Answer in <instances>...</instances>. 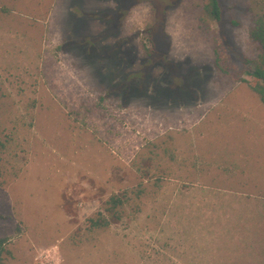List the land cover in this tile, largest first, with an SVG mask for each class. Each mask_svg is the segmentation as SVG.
<instances>
[{
    "label": "rangeland",
    "instance_id": "1",
    "mask_svg": "<svg viewBox=\"0 0 264 264\" xmlns=\"http://www.w3.org/2000/svg\"><path fill=\"white\" fill-rule=\"evenodd\" d=\"M208 1L0 0V264L251 251L264 102L216 46L256 59L264 0H221L222 23Z\"/></svg>",
    "mask_w": 264,
    "mask_h": 264
},
{
    "label": "trees",
    "instance_id": "2",
    "mask_svg": "<svg viewBox=\"0 0 264 264\" xmlns=\"http://www.w3.org/2000/svg\"><path fill=\"white\" fill-rule=\"evenodd\" d=\"M207 9L210 10V13L218 22L222 23L223 10L221 0H209L207 3ZM250 37L259 50L256 59H247L238 56L242 62V69H235L229 62L228 56L221 50L222 42H225L226 39L228 40V37L225 36V39L223 38L222 42L219 41L216 46V65L223 71L233 72V74L237 75L240 80H243L241 78L242 72L248 74L251 77V80H248L250 87L264 102V13L260 12L254 15L253 24L250 28ZM226 46L227 48H230L227 44ZM109 202L112 206L107 210H112L115 206L120 205L123 200L120 196L116 195L112 196ZM92 222L94 227H100L108 224V221H106L103 215H99L96 219L93 218ZM6 243L7 238L0 236V252L4 249Z\"/></svg>",
    "mask_w": 264,
    "mask_h": 264
},
{
    "label": "crops",
    "instance_id": "3",
    "mask_svg": "<svg viewBox=\"0 0 264 264\" xmlns=\"http://www.w3.org/2000/svg\"><path fill=\"white\" fill-rule=\"evenodd\" d=\"M246 222L247 226L257 228L253 230V236L251 238H246V241L239 240L237 242L239 244L246 242L250 244V252L244 253L239 250L238 252H229L230 254L221 256L222 254L219 255V253H223L224 251H202L199 254L198 264H264V221L252 220ZM211 239L213 240V238ZM228 239L234 241L235 237L231 235ZM226 253L228 252L223 254Z\"/></svg>",
    "mask_w": 264,
    "mask_h": 264
}]
</instances>
